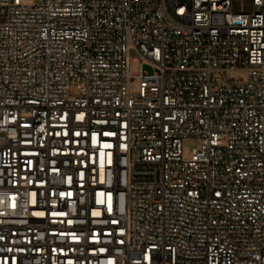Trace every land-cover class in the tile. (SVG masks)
I'll return each instance as SVG.
<instances>
[{
	"label": "built area",
	"instance_id": "1",
	"mask_svg": "<svg viewBox=\"0 0 264 264\" xmlns=\"http://www.w3.org/2000/svg\"><path fill=\"white\" fill-rule=\"evenodd\" d=\"M249 1L0 0V264H264Z\"/></svg>",
	"mask_w": 264,
	"mask_h": 264
},
{
	"label": "rangeland",
	"instance_id": "2",
	"mask_svg": "<svg viewBox=\"0 0 264 264\" xmlns=\"http://www.w3.org/2000/svg\"><path fill=\"white\" fill-rule=\"evenodd\" d=\"M33 0H30L32 2ZM232 9L234 12H251L253 10L252 4L249 0H233ZM134 72L137 73L139 70L138 63L134 62L133 64ZM239 77H245L244 74L238 75ZM139 87V80L134 79L132 88L136 90ZM75 92V89H73ZM185 146L188 148V153L190 154L194 148V141L189 139L185 141Z\"/></svg>",
	"mask_w": 264,
	"mask_h": 264
}]
</instances>
